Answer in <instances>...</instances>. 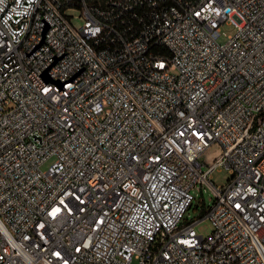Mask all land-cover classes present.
Returning <instances> with one entry per match:
<instances>
[{"label":"built area","instance_id":"1","mask_svg":"<svg viewBox=\"0 0 264 264\" xmlns=\"http://www.w3.org/2000/svg\"><path fill=\"white\" fill-rule=\"evenodd\" d=\"M0 264H264V0H0Z\"/></svg>","mask_w":264,"mask_h":264},{"label":"rangeland","instance_id":"2","mask_svg":"<svg viewBox=\"0 0 264 264\" xmlns=\"http://www.w3.org/2000/svg\"><path fill=\"white\" fill-rule=\"evenodd\" d=\"M68 15L73 17L72 25L74 27L79 28L82 26L83 20L79 18L80 14L78 12H70L68 13ZM221 31L225 34V36H222L219 39L220 44L225 43L227 37L232 36L235 33L234 28L228 25L222 26ZM52 162L53 159H49L46 163L42 165L41 169L45 171L52 164ZM230 178H231V174L224 167L217 168L210 175L211 183L216 187L225 186ZM194 193H197L198 196L196 197V200L194 201L192 208L188 210L184 215V219L187 220L188 222L200 219L203 216L204 213L203 210L205 209L204 207L210 208L214 200L212 191L208 188H206L203 197L200 195L199 191H196ZM202 199L204 202V206L201 201ZM195 231L198 235H202L204 238L208 237L211 234L210 222L208 220L202 221L195 227Z\"/></svg>","mask_w":264,"mask_h":264}]
</instances>
